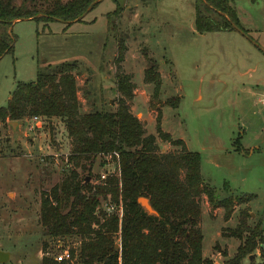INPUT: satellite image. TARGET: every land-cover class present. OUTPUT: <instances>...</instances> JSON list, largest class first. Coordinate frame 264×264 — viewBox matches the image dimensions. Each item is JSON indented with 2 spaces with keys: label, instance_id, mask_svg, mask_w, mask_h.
<instances>
[{
  "label": "rangeland",
  "instance_id": "1",
  "mask_svg": "<svg viewBox=\"0 0 264 264\" xmlns=\"http://www.w3.org/2000/svg\"><path fill=\"white\" fill-rule=\"evenodd\" d=\"M228 1L245 33H197L195 0H116L118 14L109 17L108 29L106 15L116 3L101 0L81 22L69 26L58 21L46 27L33 20L13 23V53L0 59V107L18 82H34L38 71L69 63L77 67L73 74L80 113L114 111L119 98L115 75H129L134 85L130 112L146 134L156 135L160 112L162 131L199 154L202 178L218 199L254 196L236 205L228 219L222 208L211 210L204 197L199 199L202 257L212 264L235 263L242 240L232 233L241 211L248 214L250 226L261 221L264 230V0ZM120 40L125 49L118 62ZM148 59L161 78L157 98L152 97L153 85L143 80ZM176 97L179 106L173 109L166 101ZM1 127L0 251L9 259L0 264H41L44 257L66 253L67 261L78 264L79 239L43 237L39 222L41 193L59 183L69 168L64 123L27 116ZM157 145L159 153L176 151L159 138ZM84 165L91 167V177L86 171H79V177L90 183L104 171L117 173L109 156ZM115 246L119 248L118 239ZM261 250L264 232L262 244L239 264H264Z\"/></svg>",
  "mask_w": 264,
  "mask_h": 264
},
{
  "label": "trees",
  "instance_id": "2",
  "mask_svg": "<svg viewBox=\"0 0 264 264\" xmlns=\"http://www.w3.org/2000/svg\"><path fill=\"white\" fill-rule=\"evenodd\" d=\"M113 1L115 10L106 15L108 29H111L109 17L118 14L117 2ZM100 2L0 0V59L13 53L15 36L10 31L13 23L33 20L46 27L58 21L69 26L81 22ZM194 9L197 33L232 30L245 33L228 0H195ZM118 44L119 62L125 46L121 40ZM76 69L75 64L62 63L48 67L44 73L38 71L34 82H18L6 105L0 107V137L1 125L36 116L47 122L60 119L70 141L66 174L40 195L42 236L78 238V264H212L202 257L199 199L204 197L211 210L222 208L228 219L236 205L254 196L218 199L202 178L199 154L189 151L183 140L172 139L162 131L160 112L155 119L156 135L146 134L140 120L130 112L134 85L130 76L121 71L115 75L119 93L116 109L81 114L73 74ZM143 80L153 85L152 97L157 98L161 78L151 59L147 60ZM44 88L48 89L47 95L42 93ZM166 104L175 109L179 106V98L166 101ZM157 138L175 147L176 151L159 153ZM104 156L116 163V174L108 173L105 179H101L100 174L93 183L86 182V177H79V171H86V176L91 177V167L86 169L84 162ZM140 197L148 200L156 215L140 206L137 202ZM109 203L114 206L121 203L120 217L106 212ZM248 219V214L239 213L232 237L242 243L237 247L232 264H239L263 242L262 222L250 226ZM116 239L119 240L118 249L115 248ZM260 254H264L262 250ZM41 264L72 263L44 257Z\"/></svg>",
  "mask_w": 264,
  "mask_h": 264
},
{
  "label": "water",
  "instance_id": "3",
  "mask_svg": "<svg viewBox=\"0 0 264 264\" xmlns=\"http://www.w3.org/2000/svg\"><path fill=\"white\" fill-rule=\"evenodd\" d=\"M42 93L44 95H47L48 93V89L47 88H44L42 90ZM137 202L140 204V206L142 208L145 209V211H147L149 214H154L156 215V212L152 209V207L150 206L148 200L146 198H143V197H140ZM116 248H118V246H115ZM9 259V254L7 252H3V251H0V263H5L7 262Z\"/></svg>",
  "mask_w": 264,
  "mask_h": 264
},
{
  "label": "built area",
  "instance_id": "4",
  "mask_svg": "<svg viewBox=\"0 0 264 264\" xmlns=\"http://www.w3.org/2000/svg\"><path fill=\"white\" fill-rule=\"evenodd\" d=\"M38 119H39V117H36V116L33 117V120H34V121H37ZM107 174H108V172H107V171H104V172L101 174L100 178H101V179H105V177L107 176ZM106 212L109 213V214H111V213H116V214L120 217L121 214H122L121 203H120V205H118V206H114L113 204H110V203H109V204L106 206ZM68 257H69V255L66 253L65 255H62V256L56 257L55 260L58 261V262H61V261H67V260H68Z\"/></svg>",
  "mask_w": 264,
  "mask_h": 264
},
{
  "label": "crops",
  "instance_id": "5",
  "mask_svg": "<svg viewBox=\"0 0 264 264\" xmlns=\"http://www.w3.org/2000/svg\"><path fill=\"white\" fill-rule=\"evenodd\" d=\"M263 97H264V93H263ZM202 241H203V239H202Z\"/></svg>",
  "mask_w": 264,
  "mask_h": 264
}]
</instances>
